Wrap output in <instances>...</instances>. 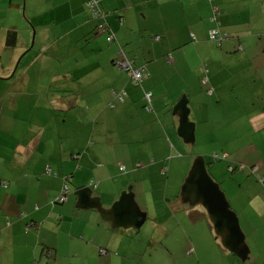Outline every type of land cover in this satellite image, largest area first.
<instances>
[{
    "label": "crops",
    "instance_id": "crops-1",
    "mask_svg": "<svg viewBox=\"0 0 264 264\" xmlns=\"http://www.w3.org/2000/svg\"><path fill=\"white\" fill-rule=\"evenodd\" d=\"M89 1L26 0L24 20L18 0H0L1 9L16 10L20 19L10 28L16 30L14 45H6L3 32L2 52H14L8 61L0 56V264H44L45 258L61 264L63 257L64 263L89 264L93 256L96 261L108 255L102 245L119 249L112 245L122 235L114 231L134 236L123 250L143 248L138 255L144 262L154 256L146 249L160 244L157 236L171 233L178 250L196 251L194 239L204 227L201 219H190L176 191L196 159L184 168L185 155L175 152H182V137L192 142L193 129L207 140H219L221 134L248 140L209 150L227 158L212 160L208 173L236 214L245 260L254 249L264 253V182L259 180L264 177V0H98L106 23L100 29L102 20L90 12ZM31 29L40 51L28 48ZM211 30H218L221 40L213 43ZM126 58L143 71L139 85L120 66ZM147 77L153 89L143 86ZM146 92H151L149 110ZM170 92L187 99L180 105ZM152 111L159 123H153ZM156 124L162 139L158 148L152 140ZM258 151L257 161L246 157ZM242 160L254 164L245 167ZM71 183L72 191L90 186L84 203L72 191L61 199L63 187ZM219 183H226L225 189ZM126 187L147 189V199L142 203L134 194L140 214L137 210L123 226L114 205ZM85 208V221L77 224L88 242L73 234L76 217H71ZM47 221L60 229L64 222L72 224L64 256L57 246L59 230L42 238ZM146 223L147 230L138 229ZM106 234L113 238L105 239ZM77 240L87 244V257L72 248ZM161 245L167 250L162 247V252H170ZM208 246L215 249L210 241ZM102 264H112V257ZM209 264H223V258L213 256Z\"/></svg>",
    "mask_w": 264,
    "mask_h": 264
},
{
    "label": "rangeland",
    "instance_id": "rangeland-1",
    "mask_svg": "<svg viewBox=\"0 0 264 264\" xmlns=\"http://www.w3.org/2000/svg\"><path fill=\"white\" fill-rule=\"evenodd\" d=\"M13 1L15 2V0H13ZM25 1L26 0H18V2H19L21 7L17 6V8H19V11H20L21 19H24V20H25V17H24V3H25ZM2 6L3 5H1V7ZM4 8L5 7H3L2 9L0 8V53L3 50L2 49V47H3V44H2V42H3V32L6 31L7 29H10L11 26L18 25L19 22H20V19H19L17 13H14V12H16V10L11 9V10H9V12H11V13H7L8 11H4ZM45 20L49 21V20H51V17L49 15H46L45 16ZM29 27H30V25H29ZM28 36H29L28 48H30L31 51H34V50H36V51L39 50L40 51V50H42L41 48H37V46H38L37 43L33 46L34 40H35L34 39L35 34H34V30L33 29H31V32L29 33ZM52 40H55V35H52ZM19 41H20V43L18 44V48L17 49L21 50L20 48L22 47L23 35H22V39L19 37ZM212 42L216 43V41H212ZM261 42H262V45L264 46V38H263V40ZM54 49H55L54 47H51V48L48 49V52L53 53ZM66 50L69 53V46L68 45H66ZM13 52H14V49L6 48L1 53V55H2L1 58H3L6 61H8L9 56ZM22 53H24V51ZM134 60H135V63L137 64L138 57L135 58ZM13 71H14V69L12 70V72ZM12 72H11V74H12ZM175 81H176L175 78L170 79V83H174ZM201 85L204 86L202 83H201ZM143 86L146 89H149V90H150V88L153 89V83H151V81L148 80V77L144 80ZM175 94H178L177 98L174 97ZM179 94L180 93H178V92H170L168 96H172L173 100H180L179 103L181 105V102L184 101L185 98L187 99V97H186V94H181L180 97H179ZM178 97H179V99H178ZM145 110H147V108H145ZM151 113L153 114V117H154L153 123H159L156 112L152 111ZM192 116H194V114H192ZM151 117H152V115H151ZM192 125H194V123ZM188 127H190V126H188ZM155 130H156L157 134H156L155 138H153L152 140H154V142L156 143V148L162 147V139L160 137L161 131L158 128L157 124L155 125ZM193 133H194V135H193ZM190 136H191V141L192 142L186 143L185 138L182 137L180 139L181 141H179L180 143H182L181 144L182 152H180L178 150H176L175 152L178 155L179 154L183 155V156L185 155V157H186V158H184L185 162H182V167L185 168V164H183V163H187V162L188 163H193L195 159H199L202 162V164H204V168H205L206 172H209L208 171V167L213 164V161H216V160L212 159V155L214 153H217V152L211 153V152H209V150H211L214 147L223 145V144H227V143H230V142H233V141H239V140H236V139L235 140H233V139H225L224 138V134L220 135L219 140H214V141L207 140L204 137H202L200 134L196 135L195 132H194V129H193V132H190ZM235 136L237 137V135H235ZM252 141L255 142L254 140H252ZM239 142H240V145H241V144H244V143L248 142V140L241 139V141H239ZM260 153H261L260 151H258L255 154L254 153H246V157L247 158H251L254 161H257L258 158H259L258 155ZM218 154H222V153H218ZM219 160L222 162L223 159H219ZM240 162H243L241 164L244 165L245 167H249L252 164H254V163H250L249 165H247V164H245V162L243 160L240 161ZM236 164H237L236 167L238 169L240 164L239 163H236ZM187 167H188V170H187L188 173H187L185 179L182 181V183L178 184V186L176 185V191L180 195L179 196L180 203H181L183 209H187V212H189V214L192 211L196 212L197 214H201L202 212L205 213L203 218L200 220L201 223H202L201 225H203L204 229H202V233L200 232V234H199V230H198V236L194 239L196 251L191 250V249L189 251H185L186 249L178 250L175 247L176 236H175L174 233H171L167 237H166V235L157 236L158 241H159L160 244H156L153 247H150V248L146 249V251L149 254H151V252H154V256L151 257V260H148V261L144 262V259L142 260L141 256L138 255L139 252L144 251L143 248H140L138 250V247L133 246L132 249L129 251V253L123 250L124 245H126L129 242H131V240L133 239L134 236H132V238L129 237V236H124V235H126L125 234L126 231L123 234L120 231H114L112 233H116L117 235H122L121 240H117L115 245H112L114 247H116L118 245L119 249L115 250V249H112L111 247L102 245L101 248L107 250L108 255L99 257V258L96 259V261H95V257L93 256L91 259H89V264H100V263L102 264V263H104V260L108 259L110 256L112 257V264H121L122 262L129 261V260H130V262L127 263V264H136V263H134L131 260L132 258L135 261L136 260L139 261V263H137V264H147L148 262H151L150 264H209V262H210V260L212 259L213 256L215 258H223V264H264V253L260 252V251H257L256 249L250 251L248 258L245 260V255L241 253V250L243 248H245L244 241L242 242V244L240 246L234 248L232 246V244H231L229 231H228V229H227V227L225 225H223L221 227H217L216 226V222H213V221L210 220L211 218L209 216H207L205 210L203 209V207L201 206L200 203H191V202H188V201L185 200V195L183 193V188H184L185 185H187L186 181H187V178L190 175V169L192 168V165H188ZM249 168H251V167H249ZM238 170H240V169H238ZM251 171L253 173H255L257 171V169L256 170L252 169ZM182 174H183V170H182ZM228 177L232 178L229 175H228ZM172 183H175V181L171 180V184ZM129 184H131V186H132V181ZM225 184L221 185L219 183L220 187L222 186L221 187L222 190H223V188L225 189V186H226ZM146 186H147V188H149L148 183H146ZM187 186H189V184ZM81 189L90 190V193H91V188L88 185H84L82 187H77V188H75V190L73 189L74 191H72V183L69 186L68 193L69 192L71 193V191H72V193H71L72 195L79 196V194H77V191H79ZM125 189L126 190H124V191H120L119 198L122 196L123 192H127L128 191V193L132 194L133 198L135 197L134 194H137V195L139 194L140 195V201L142 203L146 202L145 199H147V197L144 195V193L147 191V189L139 190V191H137L135 188L134 189L133 188L127 189V187H126ZM151 196L153 197L154 194H151ZM82 197H83V195L81 196V199H82ZM95 198H98V197H95ZM151 200L148 202V204L150 206L152 205L151 204ZM81 201L82 200H80V202ZM193 201L194 200L192 199V202ZM99 202H100V200H99ZM78 206H81V204L79 203ZM94 209L99 211L98 212V215H99L100 212H101V205L100 204L94 205ZM77 211L79 213H81V214L72 215L71 216V217H76V218H72V223H73V221L76 222V224H74V227H73V229H74V233L73 234L75 236H78L77 238L79 240H84L85 242H88L87 237L81 238V232H79L81 230V228L77 224V223H80V225H83L82 222L85 221V218H84L83 215H84V213H87V212H84V211H88V208H85L84 210H80V209L78 210L77 209ZM144 213L146 214V212H144ZM65 215L68 216V218L70 216V214H68V213H66ZM58 218H60V217L58 216ZM140 219H142V217H140ZM190 219L192 220L191 216H190ZM192 221L195 222V220H192ZM239 222H240V220H239ZM255 222L257 224H259V221L255 220ZM71 225L68 222H64V224L62 225V227L60 229V225H57V226L54 225L53 226L51 222L47 221L45 223V225L43 226V228H42V238H44L48 234H51L52 232L55 233V230H59L58 232H60V233H59L58 239H57V246H59L58 248L60 249L59 250V254H61L63 256H64V254H66V252H68V250H66L64 248H65L66 245L69 246L68 240L71 239V238L67 234L69 232L68 230H70V228H71ZM141 226H139L138 229L147 230L150 227V225L148 223H146L142 227ZM262 232L264 233V228H262ZM38 234H39V232H38ZM78 234H80V235H78ZM104 238L105 239L113 238V236H111L109 234H106V236H104ZM256 240L260 241L259 237H257ZM209 241L212 242L215 245V249L214 250H212L208 246ZM114 242H115V239L110 244H112ZM134 244L138 245L139 242H135V243H133V245ZM161 244H164L166 247H168L170 249V252H162V247H164V246L161 245ZM71 246L77 253H80V254H82V256H86L87 257L88 252H89L87 244H84V243L78 241L77 243L73 242V244H71ZM165 250H166V248H165ZM92 251L94 252V249H92ZM123 258L129 259V260H124ZM62 263H64V257H63V259L61 261V264ZM44 264H49L46 258L44 260ZM50 264H54V262L51 261ZM64 264H69V263L66 262ZM73 264H83V263H82V260H81V261H74Z\"/></svg>",
    "mask_w": 264,
    "mask_h": 264
},
{
    "label": "water",
    "instance_id": "water-1",
    "mask_svg": "<svg viewBox=\"0 0 264 264\" xmlns=\"http://www.w3.org/2000/svg\"><path fill=\"white\" fill-rule=\"evenodd\" d=\"M125 60L128 59L126 58ZM183 119H186L185 112L183 113L182 120ZM182 128H184V125H182ZM186 184H189V186L185 185L183 188L185 200L191 203L202 204L206 208L212 221L216 222L217 227H221L223 225L227 227L232 246L234 248L240 246L244 241V235L239 227L236 214L229 208L225 196L220 191L218 184L211 180L209 173L206 172L204 168V164H202L199 159L195 160L194 165L190 170V175L187 178ZM87 191V189H81L77 191V194H79V199H81V196L83 195L81 204L82 202L84 203L85 196L88 197ZM192 199L194 200L193 202ZM114 208L119 211H117V217L120 219L123 226H125L129 217L135 215L138 210L136 204L133 201L132 194L128 193V191L123 192L122 196L119 198V201L114 205ZM138 214H140L139 210ZM141 223L142 222H138L137 225ZM241 253L246 257V246L241 250Z\"/></svg>",
    "mask_w": 264,
    "mask_h": 264
},
{
    "label": "built area",
    "instance_id": "built-area-1",
    "mask_svg": "<svg viewBox=\"0 0 264 264\" xmlns=\"http://www.w3.org/2000/svg\"><path fill=\"white\" fill-rule=\"evenodd\" d=\"M88 5L91 7V11L93 14L97 15V8L96 6V0H91L90 3H88ZM209 39L212 41H219L221 40V33L218 30H211L209 31ZM107 40H111V36L107 38ZM121 68H123L125 71H127L131 78L132 81L135 85H139L140 82L142 81V79L144 78V74L143 71L141 69H137L135 67H133V65L131 64V62L129 60H126L124 63H121ZM203 83H205V79L202 80ZM144 97L147 99V109L149 110L150 108L149 106V102H150V97H151V92H146ZM121 99V96L119 97ZM227 158V154L226 153H222V154H218V153H214L212 155V159L213 160H219V159H226ZM124 167L123 165H120V170H123ZM238 169H242V166L239 165ZM252 169L256 170L257 167H253ZM259 180L261 182H264V177H260ZM68 193V187L67 185H65L62 189V194H61V199H64V197H66Z\"/></svg>",
    "mask_w": 264,
    "mask_h": 264
},
{
    "label": "trees",
    "instance_id": "trees-1",
    "mask_svg": "<svg viewBox=\"0 0 264 264\" xmlns=\"http://www.w3.org/2000/svg\"><path fill=\"white\" fill-rule=\"evenodd\" d=\"M90 2H91V0L88 3H90ZM95 7L97 8V11H98L97 12V15H95L93 13L92 14L95 16V18H98V19H101V20L104 19L105 18V14L101 10V6H100V3L98 2V0L96 1V6ZM88 9L91 12V7L89 5H88ZM104 24H106V23H105L104 20H102V23H100L98 25V28L99 29L102 28V26H104ZM105 29L103 28V31ZM110 36L112 37L111 34L108 35V37H110ZM4 38H5V42H6V45L7 46L14 45L15 44V40H16V30H14V29H7L6 32H5ZM0 56H1V53H0ZM216 161H218V160H216ZM190 214H191L192 220H200V219L203 218V214L202 213L201 214H197L196 212L192 211ZM45 252H46V255L47 256L50 255V251L49 250H46ZM51 255H53L52 252H51Z\"/></svg>",
    "mask_w": 264,
    "mask_h": 264
}]
</instances>
